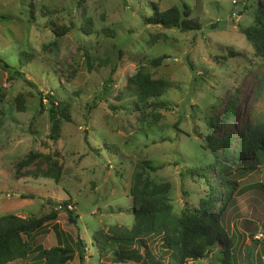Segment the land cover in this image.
<instances>
[{
  "label": "rangeland",
  "instance_id": "rangeland-1",
  "mask_svg": "<svg viewBox=\"0 0 264 264\" xmlns=\"http://www.w3.org/2000/svg\"><path fill=\"white\" fill-rule=\"evenodd\" d=\"M183 1L199 30L143 23L152 4L164 10L182 8ZM262 2L0 0V59L9 64L0 61V215L40 217L54 209L50 200L67 199L76 215L70 222L57 206L56 219L23 236L28 256L9 264L33 261L38 246L76 250L78 239L84 257L75 254L66 264H175L162 234L146 236L143 248L127 246L139 250L130 262L116 261L111 249L99 252L93 233L132 226L130 189L137 174L141 183L168 184L173 215L198 207L209 186L189 169L213 165L214 181L220 166L208 136L220 151L222 138L230 137L234 147L248 124L264 121V60L241 32L254 23ZM85 19L90 32L81 28ZM23 51L31 57L20 65ZM158 56L163 59L155 66L151 60ZM10 68L27 80L10 78ZM138 71L163 81L159 99L165 105L137 103L131 78ZM47 94L68 103L69 119L62 120L57 140L49 138ZM231 100L234 114L225 118ZM30 151L51 158L18 167ZM145 160L157 168L144 167ZM233 177L239 181L235 204L222 224L233 241L234 264H258L264 257V235L257 236L264 231V157ZM184 264H224L223 251L214 243Z\"/></svg>",
  "mask_w": 264,
  "mask_h": 264
},
{
  "label": "trees",
  "instance_id": "trees-1",
  "mask_svg": "<svg viewBox=\"0 0 264 264\" xmlns=\"http://www.w3.org/2000/svg\"><path fill=\"white\" fill-rule=\"evenodd\" d=\"M152 6V15L143 18L144 24H156L164 28L174 27L180 31L199 30L201 28L196 20L189 18L191 7L186 1L182 2V8L171 6L159 10L155 4H152ZM0 18H3V16ZM81 28L90 32L91 21L85 19ZM55 32L60 35L65 31ZM241 32L246 40L251 43L255 55L262 57L264 60V0L255 11L254 23L243 27ZM30 57V54L25 53V51L21 52L20 65L25 64L30 60ZM162 59L163 56H158L152 59L151 62L156 66L161 63ZM0 61L5 68H9V64L5 60L0 59ZM6 70L10 78L21 77L27 80L23 73L16 69ZM131 82H133L131 85L136 89L137 103H146L152 99L157 106L165 105L159 99L163 93V81L151 79L147 74L138 71L132 76ZM46 96L50 104L48 109L51 119L49 138L57 140L62 120L69 119L67 113L68 103L56 100L54 95L47 94ZM40 103L42 104V101ZM91 107V104H89L88 108ZM233 114L234 101L231 100L227 103L223 117H232ZM208 139V148L214 157L219 160L220 166L216 171L214 181H212L213 176L211 173L213 165H203L189 169L190 174L202 177L209 186L208 194L199 199L198 207L193 210L185 207L179 216L173 215L171 213L172 206L168 199V184H154L147 179L144 183H141L139 177L141 175L137 174L134 176L133 185L130 189L134 222L129 228L112 225L106 230H98L93 233L94 243L99 252L111 249L110 252L117 258L116 261L125 259L131 262V259L139 255L136 245L143 248L146 246V236L162 234V244L171 251L175 264H184L188 258L196 259L204 256L214 243L220 245L223 251V263L234 264L233 241L224 228L221 218L225 211L235 204V191L239 181L233 176L257 168L260 160L264 157V121L248 124L240 133L234 147H231L230 137L222 138L220 151L211 135L208 136ZM39 157L51 158L49 154L45 155L30 151L17 165L22 168ZM143 164L144 167L152 170L157 168L147 160ZM54 176L57 177L56 174ZM67 200L59 202L50 200L49 203L55 206L54 209L40 217H21L13 213L0 215V264H9L28 256L30 247L23 236L39 230L45 222L56 219L57 206L68 212L67 216L70 222H75L76 215L72 213V209H69L72 206L71 201ZM133 243L136 244L135 247L132 249L126 248ZM75 246L76 250L67 245H55L49 248L38 246L33 261L27 262V264H66L74 258L75 254L83 259V241L78 239ZM258 264H264V257L263 259L258 257Z\"/></svg>",
  "mask_w": 264,
  "mask_h": 264
},
{
  "label": "built area",
  "instance_id": "built-area-1",
  "mask_svg": "<svg viewBox=\"0 0 264 264\" xmlns=\"http://www.w3.org/2000/svg\"><path fill=\"white\" fill-rule=\"evenodd\" d=\"M262 235H264V232H263V231H259L258 234H257L258 238H259V237H263ZM263 238H264V237H263Z\"/></svg>",
  "mask_w": 264,
  "mask_h": 264
},
{
  "label": "clouds",
  "instance_id": "clouds-1",
  "mask_svg": "<svg viewBox=\"0 0 264 264\" xmlns=\"http://www.w3.org/2000/svg\"><path fill=\"white\" fill-rule=\"evenodd\" d=\"M261 231V230H260Z\"/></svg>",
  "mask_w": 264,
  "mask_h": 264
}]
</instances>
